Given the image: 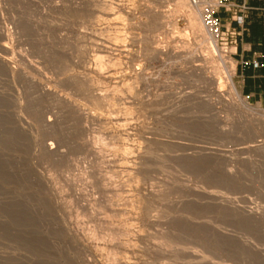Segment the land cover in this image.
I'll return each instance as SVG.
<instances>
[{"label":"rangeland","instance_id":"374dc122","mask_svg":"<svg viewBox=\"0 0 264 264\" xmlns=\"http://www.w3.org/2000/svg\"><path fill=\"white\" fill-rule=\"evenodd\" d=\"M188 20L174 0H0V50L58 95L0 69V264H264V130L221 65L214 87L197 69Z\"/></svg>","mask_w":264,"mask_h":264},{"label":"bare ground","instance_id":"6f19581e","mask_svg":"<svg viewBox=\"0 0 264 264\" xmlns=\"http://www.w3.org/2000/svg\"><path fill=\"white\" fill-rule=\"evenodd\" d=\"M177 4H178V6H179V9H181V10H185V12H186V15H187V17H188V22L190 21V26L192 27H190L192 30V32H193V35L196 37V40L198 41V42H205V43H207V45H208V48H209V53H207V54H202V55H200L199 56V62L201 63L200 65H199V67H197V69L201 72V74L204 76V79H206V80H208L207 82H209L213 87H214V85L216 84V82H217V79L218 78H216V77H214L215 76V74L214 75H211V76H209L208 74H207V72H210V71H207V69H206V67H207V65H211L213 62H217L219 65H221V68H222V70H224V72H225V80H226V83L229 85V88H230V92H231V94L233 95V97L237 100V101H239L240 102V105L243 107V108H245L246 110H248V111H252V113H254V115L256 116V117H254V121L256 122V123H258L259 124V126H260V128L261 129H263L264 130V111L263 110H261L260 108H257V109H255V110H252L253 108L250 106V105H248L246 102H244V101H242V99H241V97H240V95H239V93L236 91V89H235V87L233 86V83H232V74H231V68L229 67V65H228V61L226 60V58H224L220 53H219V50H218V47H217V45H216V42H215V37H216V35L209 29V27L203 22V15H204V13H203V11H202V8L200 7V6H195V5H192L191 3H190V1L189 0H174ZM104 9V8H103ZM110 9V8H109ZM106 13V12H105ZM178 42H179V44H180V48H182V49H186L187 51H189V47H190V43H189V41L188 40H184V39H179L178 40ZM115 46V45H114ZM125 46V45H124ZM108 47V46H107ZM1 50H0V69L1 70H3V72H5V76H3V77H5V78H7V77H9V78H7V79H12V81L14 80V79H16V78H18V79H20L21 81H23V82H25L26 84H28L31 88H34V89H36V90H38L39 92H41V93H43L44 95H50V97H58V95H57V93H55V91H51V89H49L47 86H49V85H46V84H44V82H42V81H39V80H36L35 79V75H33L34 77H29L28 75H27V73H25V69H27V68H25L26 66V64H25V61H24V57H22V55H21V57H19V58H16L13 54V52L12 51H9V49L10 48H8L7 47V45L6 44H2L1 45ZM104 48H106V47H104ZM108 48H110V47H108ZM115 48H117V46L115 47ZM111 50H112V47H111ZM114 50V49H113ZM115 50H117V49H115ZM166 50H168L167 48H166ZM108 51V50H107ZM154 51L155 52H157V53H159V54H161V53H163V51H162V49L160 50V49H158V48H155L154 49ZM12 52V53H11ZM108 52H110V51H108ZM188 53V52H187ZM8 55L10 56L11 55V57H8ZM19 55V54H18ZM15 60V61H14ZM13 64H15V65H13ZM23 66H25L24 68H23ZM208 68V67H207ZM213 70V69H212ZM213 72H214V70H213ZM216 72H217V70H216ZM1 73V72H0ZM29 73H31V72H29ZM4 74V73H3ZM111 74V73H110ZM113 74V73H112ZM213 74V73H212ZM2 75V74H1ZM31 75H32V73H31ZM217 75V74H216ZM112 76V75H111ZM37 78V77H36ZM1 79V78H0ZM91 80V79H90ZM111 80V79H110ZM221 79H219V81H220ZM11 81V82H12ZM86 81V80H85ZM92 81V80H91ZM95 82V81H94ZM1 84H0V88H1V85H2V82H0ZM90 83V82H89ZM221 83V82H220ZM220 83H218V86L217 87H215V88H213V94L217 97V98H219V99H223L224 97L223 96H225L224 95V93H223V91H222V88H221V84ZM49 84V83H48ZM92 85H93V83H91V88L90 89H88V90H90V92H94V88H92ZM2 87H4V85L2 86ZM11 87V86H10ZM85 87V86H84ZM89 88V87H88ZM1 89H3V93H4V89L6 90V88H1ZM0 89V90H1ZM53 89V88H52ZM8 90V89H7ZM11 90V89H10ZM54 90V89H53ZM2 91V90H1ZM97 91V90H96ZM99 91V90H98ZM95 93V92H94ZM109 93V92H108ZM6 94V93H5ZM99 94V93H98ZM106 94V93H105ZM61 96V95H60ZM91 96H92V94H91ZM98 97H100V99H101V101L103 100H105L106 99V95L104 96V95H101V94H99V95H97ZM53 97V98H54ZM114 97V96H113ZM225 99V98H224ZM223 99V100H224ZM66 100V99H65ZM69 100V99H68ZM222 100V101H223ZM235 100V101H236ZM59 101V100H58ZM100 102V101H99ZM103 103V102H102ZM101 104V103H100ZM105 104V103H104ZM14 105V104H13ZM230 105H232V104H230ZM239 105V103H238V106H240ZM71 106V113H73L74 112V116H78L79 118H81V120L82 119H84L85 118V114L82 112V110H80L75 104H71L70 105ZM233 106V105H232ZM231 106V107H232ZM240 106V107H241ZM235 107V106H234ZM1 110V109H0ZM2 114H3V112H2ZM49 117V116H48ZM73 117V116H72ZM77 117V118H78ZM3 118V117H2ZM85 120V119H84ZM84 120H82V121H84ZM74 121V120H73ZM75 122V121H74ZM47 123L48 124H52L53 123V120L52 119H47ZM54 124V123H53ZM77 129V128H76ZM75 129V130H76ZM84 131H85V129H84ZM83 131V132H84ZM119 134L122 136H125V137H128L129 136V132H127V131H125V130H122V131H117V134L116 135H118V137H120L119 136ZM63 137V136H62ZM83 139V138H82ZM87 142V141H86ZM88 143V142H87ZM3 147V146H2ZM45 148H46V151L47 152H54L56 149H57V147H56V143L55 142H50V143H47L46 144V146H44ZM7 150V149H6ZM1 154V153H0ZM49 183H51V182H49ZM50 185V184H49ZM51 186H53L52 184H51ZM50 186V187H51ZM51 190H53V189H51ZM52 193H53V191H52ZM55 193V192H54ZM53 193V195H55ZM57 196V195H56ZM222 196V195H221ZM56 199H58L57 197H55ZM235 201V200H234ZM234 203V202H233ZM60 206V205H59ZM14 210V209H13ZM248 211V210H247ZM69 222V221H68ZM68 224V223H67ZM72 224V223H71ZM70 224V225H71ZM64 225H66V222H65V224ZM69 225V224H68ZM66 228H67V225H66ZM71 229H72V226H71ZM71 231V230H70ZM73 231V230H72ZM78 233V231L76 232V234ZM74 232H73V236H74ZM72 235V234H71ZM75 237V239H76V235L74 236ZM71 238V237H70ZM74 239V238H73ZM72 239V240H73ZM75 239H74V241H75ZM78 239V238H77ZM81 239V238H80ZM79 239V240H80ZM86 239V238H85ZM85 239H83V237H82V240H81V245L82 246H84V247H87V246H89L87 243L89 242L88 240H86L87 242L85 243ZM78 240H76L75 242H77ZM79 244V243H78ZM90 244V243H89ZM74 245V244H73ZM80 245V246H81ZM92 245V244H91ZM92 247V246H91ZM92 249V248H91ZM92 251H93V249H92ZM91 251V252H92ZM95 255V254H94ZM208 263V262H207ZM218 263V262H217ZM213 264V263H212Z\"/></svg>","mask_w":264,"mask_h":264},{"label":"crops","instance_id":"0c3cea01","mask_svg":"<svg viewBox=\"0 0 264 264\" xmlns=\"http://www.w3.org/2000/svg\"><path fill=\"white\" fill-rule=\"evenodd\" d=\"M215 16L234 43L236 79L240 93L264 107V0H229ZM252 61L258 63L253 67Z\"/></svg>","mask_w":264,"mask_h":264},{"label":"built area","instance_id":"2783aa9c","mask_svg":"<svg viewBox=\"0 0 264 264\" xmlns=\"http://www.w3.org/2000/svg\"><path fill=\"white\" fill-rule=\"evenodd\" d=\"M192 5L200 6L204 13L203 21L209 27V29L216 35V37L226 36L222 31L220 21L215 16L219 9H226L229 4V0H189ZM253 67H258L256 61H252Z\"/></svg>","mask_w":264,"mask_h":264}]
</instances>
